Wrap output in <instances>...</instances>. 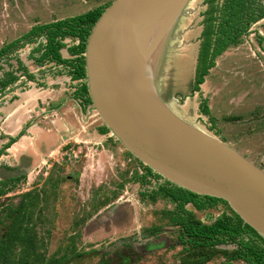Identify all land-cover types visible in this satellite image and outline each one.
Segmentation results:
<instances>
[{
  "label": "rangeland",
  "instance_id": "1",
  "mask_svg": "<svg viewBox=\"0 0 264 264\" xmlns=\"http://www.w3.org/2000/svg\"><path fill=\"white\" fill-rule=\"evenodd\" d=\"M107 1L0 0V47L23 35L33 24L79 14ZM204 7L203 0H191L173 30L159 79L161 96L171 102L176 114L233 146L264 170V18L216 58L200 92H194L191 66L196 60L195 41ZM29 47L20 49L17 55L33 70L36 68L27 56ZM59 77L65 78L67 96L72 95L71 81L64 75ZM24 83L1 92L0 105H12L13 92L29 89V83ZM73 102L84 110V119L81 115L75 119L79 130L76 135L27 175L19 176L0 196V238L11 218L22 212L25 223L34 225L43 264H111L108 259L113 253L137 247L139 262L133 264H225L222 251L231 250L232 245H220L221 254L193 262L191 252L178 242L179 226L168 218L174 204L161 194L152 202L141 197L145 189L139 182L142 166L115 138L94 136L85 122L89 118L96 124L101 120L96 114L86 115L89 106L82 107L77 99ZM202 103L209 114L200 112ZM47 110L48 106L44 113ZM84 132L89 134L87 139ZM27 193L30 195L25 197ZM189 208L203 222L226 211L222 204L206 211ZM152 227L157 228L155 234L150 233ZM147 247L152 251L141 253Z\"/></svg>",
  "mask_w": 264,
  "mask_h": 264
},
{
  "label": "water",
  "instance_id": "2",
  "mask_svg": "<svg viewBox=\"0 0 264 264\" xmlns=\"http://www.w3.org/2000/svg\"><path fill=\"white\" fill-rule=\"evenodd\" d=\"M191 0H112L85 42L91 106L123 148L161 176L198 195L222 199L264 238V170L199 129L159 92L173 30ZM83 113V112H82Z\"/></svg>",
  "mask_w": 264,
  "mask_h": 264
},
{
  "label": "trees",
  "instance_id": "3",
  "mask_svg": "<svg viewBox=\"0 0 264 264\" xmlns=\"http://www.w3.org/2000/svg\"><path fill=\"white\" fill-rule=\"evenodd\" d=\"M111 1L79 14L37 23L20 37L1 45L0 93L11 88L21 76L28 79L33 77V73L17 55L26 44H32L28 58L38 66L60 64L63 67L61 74L76 81V97L89 105L84 69L85 42L92 26ZM203 4L205 7L200 11L198 22L200 32L193 73L194 92H200V85L215 65L216 58L229 46L237 44L253 23L264 18V0H203ZM63 48H67L69 57L61 55ZM200 112L209 114L208 107L203 103L200 104ZM108 132L104 125L99 128L101 134ZM13 141L11 139L6 146ZM138 162L144 170L139 175V182L143 187L161 179L159 174ZM16 181L18 178L12 179L10 188ZM6 184V181L0 180V196L9 189ZM159 194L174 204L175 209L170 211L168 218L171 223L179 226L178 242L191 252L193 262L199 258V261H205L215 253L223 252L225 264H234V261L264 264V238L248 224H244L226 201L195 194L169 181L156 188H146L140 193L143 199L148 198L150 202L155 201ZM29 195L27 193L24 196ZM188 202L199 211L212 210L222 204L228 212L220 213L210 222H203L192 210L185 208ZM20 210H24V206ZM40 216L39 213L38 218ZM11 220L0 238V264H43L44 258L34 225L30 223L28 226L25 223L22 212ZM152 228L150 233H155L157 228ZM220 245H232L233 248L222 251L218 248Z\"/></svg>",
  "mask_w": 264,
  "mask_h": 264
},
{
  "label": "crops",
  "instance_id": "4",
  "mask_svg": "<svg viewBox=\"0 0 264 264\" xmlns=\"http://www.w3.org/2000/svg\"><path fill=\"white\" fill-rule=\"evenodd\" d=\"M28 45L32 48V44H26L25 46ZM195 45L198 47L197 38ZM31 48L29 47L28 54ZM196 54L197 50L195 56ZM61 55L69 57L67 48L61 49ZM191 56L193 58V54ZM170 59L172 60V58ZM29 60L30 65L32 67L34 65L36 69H29L31 67L22 61L29 71L33 73V77L28 79L25 76H21L6 91L15 90L19 86L18 82L23 81L25 82L24 84L29 83V89L13 92V98L10 99L14 101L13 104L11 103L12 105H0V138L5 136L3 140H0V179L2 180L7 177L20 179L19 176L27 175L41 160L57 151L64 142L76 135L79 130L75 119L78 115L83 116L82 108L79 105L78 108L75 107V102H73L74 99H77L78 102L82 101L75 95L77 84L71 81L70 90H72V95L67 96L66 92L69 88L64 86L65 78L59 77L64 75L61 74L63 67L60 64L38 66L33 60ZM194 62L192 63L194 64L192 65L193 67L191 66L192 74L194 73ZM64 77L70 79L67 75H64ZM161 88L160 83V95ZM47 106L50 110L44 113ZM82 106H86L83 101ZM40 116L43 117V120L39 118ZM82 119L84 118L82 117ZM94 122V119L89 118L85 123L92 132L94 131V136L100 135L106 138V133H99V128L101 127L99 125L101 124ZM92 124H95V126ZM84 133L86 134L84 137L87 139L89 134ZM11 139L14 141L6 146Z\"/></svg>",
  "mask_w": 264,
  "mask_h": 264
},
{
  "label": "flooded vegetation",
  "instance_id": "5",
  "mask_svg": "<svg viewBox=\"0 0 264 264\" xmlns=\"http://www.w3.org/2000/svg\"><path fill=\"white\" fill-rule=\"evenodd\" d=\"M33 25H35V24H33ZM32 25V26H33ZM31 26V27H32ZM30 27V28H31ZM70 81H72L71 79H69ZM74 83L76 84V81H74ZM81 102V103H80ZM79 103H80V105L82 106V101H80ZM86 106H91V101H90V104L89 105H86ZM83 107V106H82ZM89 107H87V110H88V108ZM81 112H83V114H84V110H82L81 109ZM86 113H87V111H86ZM93 122V121H92ZM101 125H99V126H101L102 127V122L100 123ZM107 134V136H106V138L107 139H110L111 137H113V136H111V134H110V132H108V133H106ZM131 155V154H130ZM132 156V155H131ZM132 158L133 159H135V160H137L135 157H133L132 156ZM0 180H2V179H0ZM4 181H6L7 182V187H9L10 188V183H11V181H12V178L11 177H7ZM146 186V185H145ZM146 189V188H145ZM144 189V190H145ZM143 190V191H144ZM137 195L139 196V190H138V192H137ZM189 206H191V203H186L185 204V208L186 209H188V210H190V208H189ZM153 234H155V233H153ZM137 239H139V235H137ZM135 250V251H134ZM141 251H143V252H141V253H145V252H149V251H152V248L151 247H147V248H145V249H143V250H141ZM108 261L111 263V264H133L134 262H139V248L137 247V248H135V249H131V248H126V249H124V251L123 252H121L120 254H117V253H113L112 255H110L109 256V259H108Z\"/></svg>",
  "mask_w": 264,
  "mask_h": 264
}]
</instances>
